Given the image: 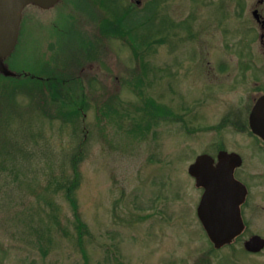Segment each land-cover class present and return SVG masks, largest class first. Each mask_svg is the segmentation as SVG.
I'll return each instance as SVG.
<instances>
[{"label":"rangeland","instance_id":"rangeland-1","mask_svg":"<svg viewBox=\"0 0 264 264\" xmlns=\"http://www.w3.org/2000/svg\"><path fill=\"white\" fill-rule=\"evenodd\" d=\"M225 1L62 0L24 10L21 79H0V264H264V249L248 253L242 238L213 248L187 172L219 142L248 168L264 164L243 136L218 127L232 95L224 75L236 73L218 59L237 57L239 40ZM112 11L123 13L124 32L136 27L133 42L101 35ZM75 173L76 211L56 188ZM251 202L264 205V189ZM248 218L264 235V215Z\"/></svg>","mask_w":264,"mask_h":264},{"label":"flooded vegetation","instance_id":"flooded-vegetation-1","mask_svg":"<svg viewBox=\"0 0 264 264\" xmlns=\"http://www.w3.org/2000/svg\"><path fill=\"white\" fill-rule=\"evenodd\" d=\"M135 3L137 6L140 5V1ZM231 18L233 19L231 20ZM224 19L228 20L239 33V40L234 50L237 51V57L218 59L220 71H228L231 64L235 65L236 70L234 74L226 73L224 75L228 80L223 84L227 86L232 95L227 99L226 105L221 107L224 115L221 117L222 120L218 127L220 130H230L228 134L231 136L230 138L243 136V139L252 147L253 154L264 156V138L253 132L249 121L254 106L260 99H264V0H226ZM17 46L18 42L12 54L4 61L14 76L6 77L0 74L1 80L14 79L17 81L21 79V73L18 71L20 66L17 60ZM226 49L229 51L228 45ZM14 55H16V69L12 67L11 62ZM210 64V61L205 60L204 65L209 66ZM202 76L206 78L205 83H212L213 79L209 74H201L199 77ZM4 102L0 99V122L6 114ZM213 149L212 152L207 151L203 154L210 155L214 159V163H217V156L221 151L237 155L240 160V165L233 168V176L245 188L244 202L240 206L244 230L234 241L242 238L244 242L253 236L264 239V235L250 229L248 218L249 211L253 209L264 215V205H252L251 202L253 190L259 192L264 189V164L262 163L254 169L248 168L240 152L233 149L226 150L223 142L216 143Z\"/></svg>","mask_w":264,"mask_h":264},{"label":"water","instance_id":"water-1","mask_svg":"<svg viewBox=\"0 0 264 264\" xmlns=\"http://www.w3.org/2000/svg\"><path fill=\"white\" fill-rule=\"evenodd\" d=\"M61 0H0V74H14L4 61L14 51L20 33L23 12L29 7L50 10ZM250 126L264 138V99L254 106ZM235 157V158H234ZM208 154L197 156L188 167V175L195 187L202 190L196 216L209 242L215 249L231 244L244 230L240 206L244 202L245 188L233 176L234 166L240 165L237 155L218 153L217 163ZM233 163V164H232ZM246 252L257 254L264 249V239L253 236L243 242Z\"/></svg>","mask_w":264,"mask_h":264},{"label":"trees","instance_id":"trees-1","mask_svg":"<svg viewBox=\"0 0 264 264\" xmlns=\"http://www.w3.org/2000/svg\"><path fill=\"white\" fill-rule=\"evenodd\" d=\"M62 1V0H61ZM109 13H111L112 14V17L111 18H108V19H106V20H104V22L102 23V26H101V28H100V33H101V35L102 36H104L105 38H114V39H123V36L124 35H128V36H130L129 37V41L130 42H133V39L131 38V34H133V30H135L136 29V27H134L135 29H128L126 32H124L122 29H121V27H122V25H121V21H122V14L123 13H121V14H115L113 11L112 12H109ZM113 18V19H112ZM132 45H134L133 43H131ZM131 45V46H132ZM133 50H134V48H133ZM135 55V54H134ZM136 58H137V56H135ZM54 92V91H53ZM57 94H54L53 96V98H57V96H56ZM149 106V105H148ZM150 106H152L153 107V105H150ZM71 114V113H70ZM74 115H77V113L75 112V111H72V114L70 115L71 117L72 116H74ZM152 115V114H151ZM155 115H158L157 113L155 114ZM72 165H73V167H74V169L76 168V160H74L73 162H72ZM64 183H63V185L62 184H60V183H57V186H56V188L59 190V189H62V188H64L65 189V191H66V195H67V197H68V200L70 201V203H71V205H72V208H73V210L74 211H76L77 209H76V202H75V200L74 199H72V197H71V191L73 190V189H75V187L78 185V177H77V173H75V175H74V177L68 182V184L64 187ZM55 188V189H56ZM82 228V225H81V223H79V224H77L76 225V230H77V232H78V235L80 236V229ZM211 245V244H210ZM214 248V247H213ZM212 248V251H214V249ZM217 250V249H216Z\"/></svg>","mask_w":264,"mask_h":264}]
</instances>
